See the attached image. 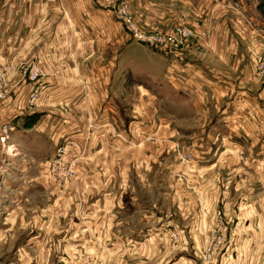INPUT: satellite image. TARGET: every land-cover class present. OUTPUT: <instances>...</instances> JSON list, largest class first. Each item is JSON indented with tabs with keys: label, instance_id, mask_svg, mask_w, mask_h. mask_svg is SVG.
<instances>
[{
	"label": "rangeland",
	"instance_id": "1",
	"mask_svg": "<svg viewBox=\"0 0 264 264\" xmlns=\"http://www.w3.org/2000/svg\"><path fill=\"white\" fill-rule=\"evenodd\" d=\"M93 2L114 10L127 36L149 50L176 55L252 90L264 86V21L249 15L255 9L264 12V0H204L199 4L163 0L164 14L150 25L141 21L147 13L135 10L146 11L143 0ZM120 6L145 41L134 37L126 20L117 18L115 11ZM186 17L196 20L199 30L177 23ZM177 26L197 32L172 43L168 35ZM212 36L222 41L220 53L231 60L223 69L212 52L216 49V45L211 47ZM105 56L109 59L110 53ZM32 65H22L18 79L33 86L31 72L35 69L38 80L43 81L44 74ZM238 71H246L247 79L253 80L245 83ZM7 76V68L0 67L4 87L0 103L11 96L5 85ZM43 94L29 108L36 107ZM112 94L126 120L142 121L130 123L131 135L139 139L150 130L142 136L148 140L144 147L153 145L154 135L162 132L164 138L177 139L178 145L170 157L151 163L150 170L140 172L137 167L142 159L132 160V169H136L127 174L126 187H122V179L116 180L118 174L102 175L110 184L98 191L81 185L91 182L88 176L94 161L103 160L100 154L88 155L91 141L80 145L77 140L49 142L32 136L43 147L30 155L23 146V141L30 140L20 136L19 142L11 136L10 123L0 125V264H264L263 170L248 167L245 151L226 150L219 140L211 144L214 155L204 161L192 159L186 152L208 143L207 134L214 132L211 123L218 118L219 106L211 100L208 109L195 114L187 110L173 117L158 98L152 94L145 97L130 84L113 86ZM56 106L50 111L58 110ZM77 106L76 110L68 106L61 110L62 118H70L72 112L84 115ZM148 121L155 129L146 126ZM46 142L51 145L50 154L42 156ZM64 146L67 159L53 163L57 148ZM130 151L139 154L138 145H132ZM156 166L159 168L154 169Z\"/></svg>",
	"mask_w": 264,
	"mask_h": 264
},
{
	"label": "crops",
	"instance_id": "2",
	"mask_svg": "<svg viewBox=\"0 0 264 264\" xmlns=\"http://www.w3.org/2000/svg\"><path fill=\"white\" fill-rule=\"evenodd\" d=\"M143 1L146 11L134 9L139 14L147 13L141 19L144 24H155L164 14L163 0ZM178 1L199 4L204 0H171ZM99 5L93 0H0V67L7 68L5 85L11 92L10 98L0 103V125L10 123L14 132L11 136L19 142L20 136L27 137L30 141H23V146L30 155L39 150L38 146L43 147L34 136L49 142L77 140L80 145L91 141L88 155L100 154L103 160L94 161L95 167L88 176L91 182L81 185L102 191L110 184L102 175L118 174L116 180L122 179V187H126L127 174L136 169H132V160L142 159V165L137 167L140 172L150 170L151 163L170 157L178 140L164 138L162 132L160 136L154 135L153 145L144 147L148 140L142 136H147L149 129L139 139L130 134L132 122L137 125L142 121L126 120L112 94L113 86L123 88L125 83L137 87L145 97L154 95L173 117L187 110L195 114L217 104L220 111L211 123L214 132L212 136L207 134L208 143L194 147V141L186 152L192 159L204 161L214 155L211 144L219 140L226 150L240 154L245 151L248 167L264 172V86L252 90L176 55L149 50L127 36L114 10ZM249 12L255 21L258 19L254 15L264 21L256 9ZM177 23L200 28L196 20L187 17ZM214 41L212 36L211 47L216 45L212 52L222 68L231 60L220 53L222 41ZM22 65L43 70L46 91L42 102L34 108H26L23 102L32 84L18 79ZM238 73L245 83L252 79H247L246 71ZM77 104L84 115L78 117L72 112L70 118L63 119L61 110L67 106L76 110ZM55 105L58 110L50 111ZM32 123L35 124L30 127ZM147 123L155 129L152 122ZM88 124L93 126L91 130L87 129ZM90 131L92 135L84 139ZM49 142L42 156L50 154ZM136 143L139 154L130 151Z\"/></svg>",
	"mask_w": 264,
	"mask_h": 264
},
{
	"label": "built area",
	"instance_id": "3",
	"mask_svg": "<svg viewBox=\"0 0 264 264\" xmlns=\"http://www.w3.org/2000/svg\"><path fill=\"white\" fill-rule=\"evenodd\" d=\"M116 16L117 18L120 20H122L124 22V20H126V24L125 26L132 31L134 37H137L138 34L136 32V28L134 27V25L131 23V21L127 20V13H126V9L124 7H119L116 8ZM129 18V17H128ZM125 23V22H124ZM197 32V31H195ZM194 30L189 29L185 26H177L174 30L170 31L169 35H168V40L172 43L174 42H182L184 40V38L186 39V37H189L193 34H195ZM204 33V31L202 32ZM204 35V34H203ZM139 37V41L141 42L142 40L145 41V39ZM142 39V40H140ZM137 40V39H136ZM166 54V53H165ZM39 72H35V69L33 72H31L30 74V80L32 82H34V85L32 86L30 92L27 95L26 100L24 101V105L26 108L32 107L34 105V103L37 101L38 97L40 94H43V91L46 89V84L42 79H39ZM4 87L3 84L0 82V100H2V98L4 97ZM1 140H4V136L1 137ZM62 159H67V150L66 147H58L56 152L54 153L53 156V163H58V161L62 160ZM71 169V165L68 166V171L70 172ZM50 172V169H49ZM64 178L66 179L67 176L64 174Z\"/></svg>",
	"mask_w": 264,
	"mask_h": 264
},
{
	"label": "trees",
	"instance_id": "4",
	"mask_svg": "<svg viewBox=\"0 0 264 264\" xmlns=\"http://www.w3.org/2000/svg\"><path fill=\"white\" fill-rule=\"evenodd\" d=\"M256 12L262 19H264V12L263 11L257 9Z\"/></svg>",
	"mask_w": 264,
	"mask_h": 264
}]
</instances>
